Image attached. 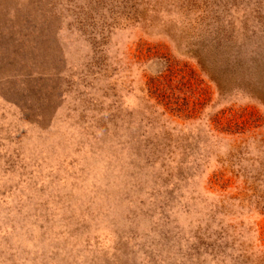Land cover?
Here are the masks:
<instances>
[{
  "label": "rangeland",
  "instance_id": "obj_1",
  "mask_svg": "<svg viewBox=\"0 0 264 264\" xmlns=\"http://www.w3.org/2000/svg\"><path fill=\"white\" fill-rule=\"evenodd\" d=\"M0 264H264V0H0Z\"/></svg>",
  "mask_w": 264,
  "mask_h": 264
}]
</instances>
